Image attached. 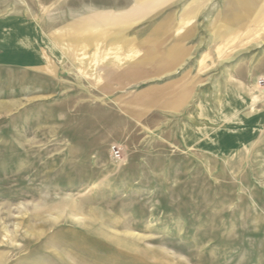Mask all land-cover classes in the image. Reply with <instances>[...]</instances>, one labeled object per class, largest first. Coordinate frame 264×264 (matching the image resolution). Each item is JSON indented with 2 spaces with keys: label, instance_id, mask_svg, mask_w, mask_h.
<instances>
[{
  "label": "rangeland",
  "instance_id": "1",
  "mask_svg": "<svg viewBox=\"0 0 264 264\" xmlns=\"http://www.w3.org/2000/svg\"><path fill=\"white\" fill-rule=\"evenodd\" d=\"M257 112L264 0H0V264H264Z\"/></svg>",
  "mask_w": 264,
  "mask_h": 264
},
{
  "label": "crops",
  "instance_id": "2",
  "mask_svg": "<svg viewBox=\"0 0 264 264\" xmlns=\"http://www.w3.org/2000/svg\"><path fill=\"white\" fill-rule=\"evenodd\" d=\"M248 123L250 125V135L252 137L253 136L256 137L259 134V136H260V133H262V131H264V113L263 112H257L255 114L253 113L251 115V118L249 119ZM200 142H202V141H200ZM219 143L224 144L225 140L221 141V142L220 141L213 142L212 145L215 148V150H216V148H218V145H220ZM238 149H239V147L235 146L234 150L237 151ZM220 150H222V149H220ZM222 151H224V150H222ZM223 153L227 154V151L223 152ZM229 155H230V153H229Z\"/></svg>",
  "mask_w": 264,
  "mask_h": 264
},
{
  "label": "bare ground",
  "instance_id": "3",
  "mask_svg": "<svg viewBox=\"0 0 264 264\" xmlns=\"http://www.w3.org/2000/svg\"><path fill=\"white\" fill-rule=\"evenodd\" d=\"M143 1H144V0H143ZM107 25H108V24H107ZM103 29H104V28H103ZM89 30H90V29H89ZM62 31H63V30H62ZM110 31H111V30H110ZM99 32H100V31H99ZM112 32H113V31H112ZM96 33H97V31H96ZM96 33H95V34H96ZM75 35H76V34H75ZM75 35H74V36H75ZM90 36H91V35H90ZM90 36H89V37H90ZM99 36H100V35H99ZM105 36H106V35H105ZM103 37H104V36H103ZM103 37H102V38H103ZM107 37H108V36H107ZM91 38H92V36H91ZM96 39H97V38H96ZM96 39H95V40H96ZM90 40H91V39H90ZM102 40H103V39H102ZM100 41H101V40H100Z\"/></svg>",
  "mask_w": 264,
  "mask_h": 264
}]
</instances>
